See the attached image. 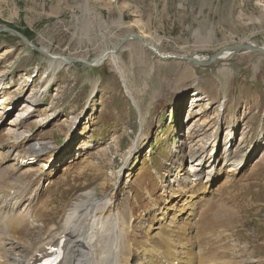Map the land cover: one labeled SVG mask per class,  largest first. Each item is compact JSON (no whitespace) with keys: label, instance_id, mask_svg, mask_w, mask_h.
<instances>
[{"label":"rangeland","instance_id":"1","mask_svg":"<svg viewBox=\"0 0 264 264\" xmlns=\"http://www.w3.org/2000/svg\"><path fill=\"white\" fill-rule=\"evenodd\" d=\"M3 28L26 35L36 47L85 56L88 61L96 59L102 49L139 32L151 36L162 53L187 58L159 59L138 42L128 41L117 55L123 81L110 60L97 67L75 63L52 70L42 108L33 112L28 129H23L42 136L32 138L31 144L46 142L53 147L48 160L30 157L15 162L10 144L0 147L1 178H20L25 183L20 193L33 198L49 195L47 212L42 214L45 221L35 218L33 222L36 231L43 234L81 192L93 189L99 194L97 186L104 177L119 172L124 192L117 203L135 243L128 264L143 261L139 251L146 240L151 250L159 252V263L175 253L177 259L189 258L193 264H264V56L238 51L208 67L188 61L196 55L212 56L216 50L232 48L246 39L264 47V0H0V100L4 101L0 112L9 109V98L17 95L19 85L29 84L16 106L10 107L12 113L33 86H46L43 77L48 67L39 52ZM5 50H10L7 57L2 56ZM184 88L190 90L184 93ZM58 91V99L49 108ZM197 96L207 101L201 105L203 109L208 106L204 120L218 111L221 101L225 107L215 123H221L218 133L197 127L212 143L207 154L213 142L220 144L212 150L218 165L216 175L210 174L213 183L206 195L201 187L187 189L191 185L189 180L185 183L188 149L181 143L187 129L183 119L187 110L194 108L191 104ZM140 114L144 118L143 141L124 169L126 151L140 133ZM48 115L51 119L38 126L37 119ZM5 128L6 121L0 116V142L7 138ZM227 129L233 134L231 151L237 137H247L242 148L244 169L235 173L219 171L224 144L231 141ZM191 136L185 141L188 145H194L200 134ZM105 147L107 157L96 156ZM258 159L260 163L255 164ZM88 161L101 172L83 169ZM20 163L26 166L23 170ZM45 166L51 167L45 170ZM28 168L33 173L25 177ZM44 172L47 178L40 176ZM109 188L102 192L107 195ZM180 189L185 191L182 196ZM189 194L195 197V206L182 215L183 207L189 209ZM164 212L166 223L173 219L177 229L155 222L162 221ZM152 226L157 230H151ZM18 254L11 251L12 257Z\"/></svg>","mask_w":264,"mask_h":264},{"label":"bare ground","instance_id":"2","mask_svg":"<svg viewBox=\"0 0 264 264\" xmlns=\"http://www.w3.org/2000/svg\"><path fill=\"white\" fill-rule=\"evenodd\" d=\"M130 26L135 27L136 25L131 24ZM128 41L138 42L142 49L150 51L159 59L171 58L172 60L176 61H184L185 59H187L184 55L182 56L178 54L162 53L158 48V43L152 40V37L148 34L141 32H139V34L131 33L125 38H122L118 44L112 45L111 48L108 47L102 49L100 54L96 57V59H94L99 60V64L102 63V61L104 63V61L110 60L113 68L120 74L122 81L124 80V75L119 67L117 55L121 52L123 48L122 45H124ZM31 44L34 45L33 43ZM119 45L120 47L118 48ZM37 48L39 49V51L37 52L41 54V58H44L47 62L48 68L46 69L45 75L43 77V81L46 82V86L40 89L38 86H33L25 101L22 102L19 107L11 113L10 107L16 106L17 102L22 97L21 94L24 92L25 88L29 86V84L27 83H22L16 88V90L18 89L17 95L9 98L11 102L10 105L8 104L9 109L0 112L1 118L5 119L6 121L4 134L7 136L6 140L0 142V147L9 146L10 144L11 149H13L12 155L15 162H19L20 159L21 161L22 159H29L30 157L33 161L48 160L49 156L47 154L51 151V149H53V147L48 146L49 143L46 142L31 144L32 142L30 141L32 140V138L42 139V136L30 135L29 132L23 129H28V123L33 119V112H35L37 108H42L48 86L52 83H50L51 80L49 79V75L52 70L67 68V65L73 66L75 63L83 64L88 61L86 58H84L85 56H66L61 53L50 52L47 48L44 47ZM235 48H240V50L233 51ZM150 49H153V52ZM260 50L264 51V47L258 45L256 42L250 39H246L244 41H241L237 46H234L232 48H221L216 50L214 53L220 52L218 60L220 59V61H225L229 59V57H231L228 54L233 52L245 51V53H251L259 52ZM155 52L158 54H155ZM9 54L10 50H5L2 56L7 57ZM261 56L263 55L261 54L260 57ZM209 57L210 56L196 55L195 57L189 58L188 61L190 63L192 62V60L203 62L207 61ZM67 62H70L71 64H68ZM195 83L196 81L194 80L191 84V87H194ZM2 86H4V83L2 84ZM190 88H184V93L188 92ZM1 89L2 87L0 88V92ZM59 93L60 91L53 95L51 103H49L51 104L49 108H52L54 106L55 101L59 97ZM127 94L133 106L138 109L130 93L128 92ZM9 99L6 100L9 101ZM193 100L194 103L191 104V107L194 108H189L183 119L184 121L186 120L185 126L187 127V129L185 132L186 138L181 143L188 149L187 156L189 160V166L185 172L186 177L185 175L181 177H185V183L186 180L190 181L191 185L189 188H187L188 191L196 189L197 187H201V193L203 195H206L209 193L208 189L213 183L210 182V174L212 173L216 175V166L218 165V157L212 150H217L220 144L217 141L213 142L212 149L210 153L207 154L208 147L212 143L209 141L207 135H205L204 132L197 127L205 128V130H210L212 128L213 133H218L221 123L219 122V125H216L215 123L219 121L220 114L223 113L225 107L223 101H221L218 106V111L213 114V116L209 117V120L207 121L203 118L206 114L208 106L206 109L201 108V105L204 104L205 106L207 104V101L201 96L194 97ZM2 103H4V101L0 100V105L3 107L4 105H2ZM49 118L51 119V117H49L48 115L46 119H37V125H45L46 121L49 120ZM34 119L36 118L34 117ZM137 123L139 127H141L140 133L137 135L133 143L126 151L127 154L123 161L124 169L125 167H127L131 155L140 147L139 142L143 141L144 118L141 114L139 115V120L137 121ZM230 130L227 129L226 134H230L228 139L231 141L224 144L222 162L219 166V171L222 169L221 172L224 173L225 170L226 173H235L237 171H242L244 169V156H246L245 152H242V148L244 147L247 137L245 136V134L237 137L236 146L234 147V150L232 149L233 151H231L233 134ZM195 133L200 134V136L197 137L196 143L194 145H188L185 141L187 139H191V137H193L191 135ZM23 143H25V145H23ZM261 144L264 145V142H262ZM107 153V147H105L100 149L96 153V156L105 159L107 157ZM258 162L259 159L256 160L255 164H257ZM26 164L28 163L26 162ZM23 166L25 165H22L20 163L19 169L23 170ZM207 166L211 167L209 168ZM221 166L224 167V169L221 168ZM46 167L47 166H45L44 169L49 170L51 166L48 167V169H46ZM85 168L90 169L92 172H94V174L101 172L99 168L94 166L90 161L86 163L83 169ZM203 168H206V172L204 174ZM207 168L211 170L208 171ZM24 172V176L27 177L33 173V169L28 168L25 169ZM41 175L44 178H47L48 176V174L45 172L43 174L40 173V176ZM4 178H1L0 175V264H39L43 258L50 256L49 250L52 248L60 250L62 254V258L58 264H128V259L130 258V253L134 250L135 243L134 241H132V239H130V236L128 235L131 231V228L129 224L127 225V222H125L117 203L118 195L120 193L123 194L124 192L120 184L121 177L119 172L115 175V177H104L103 181L97 186L101 189L99 194H96L93 189L81 192L75 200L71 201L62 215L59 216L60 220L56 224L52 225L51 228L45 231L43 234H40L41 230H35L37 227L33 222H35V218L39 222L41 220H44L42 214L47 212L49 195H46V197L45 195H43V197L41 196V194H37L33 198L27 193H20V191L23 189L22 185H25V183L21 181L20 178ZM55 185L56 184L54 183L52 185L53 188L50 189H54ZM107 186H110V190L107 192L108 194L106 193L107 195H105V193H103L102 191ZM13 189L14 192L13 194H11V191ZM50 189H48V193H50ZM182 189H180L181 196L185 192ZM55 192L56 190L54 191V193ZM194 198L195 197H193V195L190 196L189 194L188 199L191 203L189 204L188 211H186V207H183V211L181 212L183 213L182 215H185L189 212V210L192 211V209H194ZM157 210H160V207ZM161 216L162 221L167 218L165 217V212L162 213ZM162 221H158L157 219L155 222H158L159 226H161L164 225L167 220H165L163 223H159ZM173 221V219H170L165 226H168L171 229H177L178 224L177 222L175 223ZM151 228V230H157L156 227L152 226ZM144 242L147 244L142 248L141 251H139V255L144 256V259L142 261L144 263L140 262L139 264L194 263L189 260V258L186 260H182L181 258L177 259V257H175V253L169 261H167V258H161L160 261L162 263H159L157 262V259L160 257L159 252L156 250H151V248H149L150 245L147 240ZM13 249H15L19 253L17 257H15V255L14 257L11 256V251H13Z\"/></svg>","mask_w":264,"mask_h":264},{"label":"water","instance_id":"3","mask_svg":"<svg viewBox=\"0 0 264 264\" xmlns=\"http://www.w3.org/2000/svg\"><path fill=\"white\" fill-rule=\"evenodd\" d=\"M4 29V28H3ZM4 30H7L9 32H12L13 34H15L25 45L29 46L31 49H33L34 51H39V49L32 45L24 36H22L19 32L15 31V30H11V29H8V28H5ZM142 44V43H141ZM121 45V44H120ZM120 45L118 46V48L120 47ZM152 52H153V49H150ZM237 50H240L235 48L233 51H237ZM259 53H261L263 56H264V51L263 50H260ZM155 54H158L155 52ZM219 55H220V52L218 53H215L213 54L212 56L209 57V59L207 61H195V60H192L191 64L195 65V66H199V67H208L212 64H214L218 58H219ZM101 60V59H100ZM68 63V62H67ZM68 64H71L70 62ZM84 65L83 66H87V67H97L99 66V60H94L92 62H88L86 61L85 63H83Z\"/></svg>","mask_w":264,"mask_h":264},{"label":"trees","instance_id":"4","mask_svg":"<svg viewBox=\"0 0 264 264\" xmlns=\"http://www.w3.org/2000/svg\"><path fill=\"white\" fill-rule=\"evenodd\" d=\"M25 37H26V35H25ZM26 38H27V37H26ZM178 119H180V118H178ZM178 124H180V122H179Z\"/></svg>","mask_w":264,"mask_h":264}]
</instances>
